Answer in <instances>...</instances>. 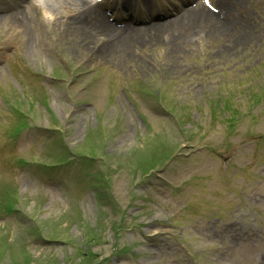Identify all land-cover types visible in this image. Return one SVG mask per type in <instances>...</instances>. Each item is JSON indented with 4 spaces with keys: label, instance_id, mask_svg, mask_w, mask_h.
I'll return each mask as SVG.
<instances>
[{
    "label": "rangeland",
    "instance_id": "rangeland-1",
    "mask_svg": "<svg viewBox=\"0 0 264 264\" xmlns=\"http://www.w3.org/2000/svg\"><path fill=\"white\" fill-rule=\"evenodd\" d=\"M86 1L91 4L94 2ZM165 1L164 7L181 3L179 0H171L174 4L170 0ZM56 2L61 8V17L69 14L72 9L69 1ZM16 3L17 0H9L3 6L6 9ZM231 4L237 8V12L242 9L244 15L230 26L215 28L205 34L206 30H200L205 27L198 26L187 32L185 29L188 26H185L179 30L183 38L175 37L180 34L167 32L154 38L155 41L151 43H146L147 39L142 40L148 36L147 33H130L127 35L133 39L125 46L101 44L97 38L89 39L81 31L71 39L64 36L63 30L59 31L61 26H58L55 30L46 29V34L38 37L37 47L32 51L25 47L24 33L18 24H10L5 19L0 24V53L3 58L0 71L6 67L3 66L6 58L10 64L5 68L3 81H0V122L10 119L9 117L13 121L20 120V111L25 112V106L27 110V102L33 104L31 108L28 107L29 113L33 114L32 127L23 134L25 147H20L22 155L25 158L27 156L28 161H43L46 165L54 163L53 156L41 153L56 146L45 138L51 133L53 122L57 121L63 132H69V139L74 145H79L86 128L95 126L99 130L105 127L108 137L106 151L113 156V164L118 156L129 155L131 152L138 154L140 151L144 157L142 167L145 169L155 171L164 165L172 166L177 162L173 159V152H177L176 157L185 163L181 169L182 174L174 173L180 169L164 170L157 175L160 179L149 181L150 186L141 182L140 187L133 192L136 200L129 207L140 210L132 213L130 207L123 217V222L126 220L124 228L132 226V230L122 232L121 236L114 234L110 228L116 220L113 216L107 219L105 229L102 224L99 226L96 232H102L103 229L104 232L98 236V245L91 246L93 252L100 254L98 258L92 256V260L98 264H132L127 260L131 258L126 256L127 253L111 261L109 250L119 238L122 239L121 242L137 247L136 264H264V247L259 249L262 245L257 243L252 248H245V245H239V248L238 245L233 246L232 241H224L229 237V232L224 231V228L213 231L200 226L198 232L187 228L180 241L187 251L180 250L175 245V239L168 235L154 239L148 237L155 230V226H148L149 223L157 219L168 221L171 217V204L166 203L169 185L177 187L174 193L176 199L180 200L178 203H182L185 196L197 197L209 192L206 197L202 196L178 210L179 216L184 217L189 225H205L217 221H224L229 225L233 221L232 214L240 210V193L237 195L232 188L237 180L235 168L228 161L222 163L218 169L219 181L214 179L211 174L213 167L209 164L219 158L210 149H217L224 142L229 121V118L224 120V117L230 114L237 122L242 119L245 125L240 126L242 130L245 127L249 129L248 132L245 130L249 137L244 136L243 143L251 141L250 136L264 133V115H253L254 119L262 122L260 126L253 125L250 117L248 120L249 112H254L248 107L252 100L246 101V95L254 93L264 81V3L257 5L256 0H232ZM91 13L84 16L85 20ZM43 14L44 10H40L37 17L41 19ZM76 19L79 21V18ZM71 32L74 34V31ZM102 37L104 35L98 36V39L101 41ZM68 74L81 77V80ZM108 91L114 92L115 98L114 105L109 109L104 106ZM37 92H41L45 105L37 104ZM154 94L162 95V105ZM221 100H225L229 107L228 114L224 112L220 115L219 107H213L214 101L219 104ZM254 100L259 101V106L264 104V92L255 95ZM8 102L16 103L11 107L12 111ZM236 108L241 109L243 116L239 114L240 111L233 112ZM15 114L19 116H13ZM181 117L189 118L185 123H188L186 129L190 140H179L177 151V140L170 142L167 137L163 139L160 135L170 134L174 118ZM4 124L7 123H0V128ZM237 125H240V121ZM183 132L176 124V136L180 138ZM237 135L235 129L233 137ZM143 141H146L145 147L141 144ZM27 146L30 147L27 149ZM79 148L82 153H86L84 155H89L96 151L97 146L84 144ZM233 148L231 145L226 147L229 153H233ZM253 148L261 152L255 157L254 167L249 171L256 179L260 173H264V137H257ZM218 151L222 153V148ZM241 151L242 153H235L240 155V164L245 157L250 156L247 148L242 147ZM205 162L208 163L207 171L201 168ZM131 169V163L123 162L122 170L113 177L114 193L120 195L122 201L125 196L121 194L130 184L132 175L128 174ZM28 172L25 174L26 179L0 172V185L5 182L14 184L15 191L21 197L18 215L9 219L0 216V229L5 230V233L0 232V236L11 239L12 248H8L16 251L17 256L20 254L17 251L22 247L28 245L31 249L33 246V253H29L31 264H83L86 260L79 254V250L81 248L82 255L92 252L85 247L86 238L88 240L85 236L87 231L97 228L101 207L96 208L92 201L89 192L91 186L82 188L74 173L62 171V176H57L60 168L56 165L49 169L50 173L44 174L32 169ZM58 179H65L69 184L63 187ZM260 181L262 179H257L255 183ZM205 183L208 186L203 189ZM220 184L222 188L217 190ZM242 184L246 189L247 183ZM106 186L108 185L102 186L104 191H107ZM262 192L264 193V186L260 187L257 194ZM109 194L102 212L110 215L115 213L114 215L121 217L118 199L111 191ZM84 195L87 196L81 203L82 207L72 211L63 207L66 198L77 199ZM139 195L152 197L151 204L138 203ZM171 199H175L174 194ZM258 199L260 198H256V195L248 199L251 207L262 205L257 203ZM246 209L251 212L243 210L244 214L249 215L245 220L246 224L258 226L254 222L259 220L256 215L258 209L255 208L253 212L249 207ZM63 212H68L69 221L61 222L58 216ZM79 218L86 223H79ZM102 218L104 220L106 216H101ZM237 221L239 220L236 219L235 223ZM112 226L115 231L121 229L119 224ZM159 231L162 234L169 229ZM41 236L47 243L39 239ZM36 240L39 242H35ZM72 243L77 247L76 254L70 250L73 248ZM50 244L53 250L49 247ZM229 246L232 247L229 249ZM48 249L53 254H48ZM122 250L120 243L113 249L114 252ZM134 250L135 247L130 252ZM21 258L24 259L23 256ZM6 264L15 263L7 259Z\"/></svg>",
    "mask_w": 264,
    "mask_h": 264
},
{
    "label": "bare ground",
    "instance_id": "bare-ground-1",
    "mask_svg": "<svg viewBox=\"0 0 264 264\" xmlns=\"http://www.w3.org/2000/svg\"><path fill=\"white\" fill-rule=\"evenodd\" d=\"M210 25H212V27L210 28V29H215V28H217L218 26L217 25H215L214 23H211ZM154 35V33L153 34H151V38H145V39H147L146 40V43H151L152 41H155V39L154 38H157V36H155ZM160 36V35H159Z\"/></svg>",
    "mask_w": 264,
    "mask_h": 264
},
{
    "label": "clouds",
    "instance_id": "clouds-1",
    "mask_svg": "<svg viewBox=\"0 0 264 264\" xmlns=\"http://www.w3.org/2000/svg\"><path fill=\"white\" fill-rule=\"evenodd\" d=\"M43 18L46 21H52L54 19V17L51 14H43Z\"/></svg>",
    "mask_w": 264,
    "mask_h": 264
}]
</instances>
